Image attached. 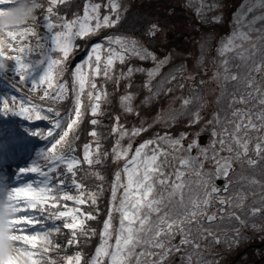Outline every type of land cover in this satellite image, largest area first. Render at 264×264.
<instances>
[{
    "label": "snow or ice",
    "instance_id": "6c2138e0",
    "mask_svg": "<svg viewBox=\"0 0 264 264\" xmlns=\"http://www.w3.org/2000/svg\"><path fill=\"white\" fill-rule=\"evenodd\" d=\"M183 7L197 38L176 48L159 14L127 28L124 0H0V118L47 122L0 180V264H228L264 244V0L223 33L222 0Z\"/></svg>",
    "mask_w": 264,
    "mask_h": 264
},
{
    "label": "rangeland",
    "instance_id": "374dc122",
    "mask_svg": "<svg viewBox=\"0 0 264 264\" xmlns=\"http://www.w3.org/2000/svg\"><path fill=\"white\" fill-rule=\"evenodd\" d=\"M159 1H161L162 4H165V3L171 2L172 0H159ZM16 2H18V0H12L13 4ZM222 2H223V0H222ZM244 2H245V0H241L239 2V4L235 7V9L238 8L239 5L244 3ZM184 3H185V0H183V5H184ZM186 10L189 13H191L188 9H186ZM229 20H230V18H229ZM224 25H225V22L218 26L217 30L220 33H223L225 31ZM230 26H231V21H230ZM195 28H196V24L193 21L192 15L189 19L177 23V26H176V29H174L173 35L175 38H180V39H179V44H178L179 47L176 46V48H183V47L187 46L189 37H191L193 39L197 38V33H196V31H194ZM9 75H11V73H9ZM6 84L8 85V81L5 78L0 77V93L11 91V89L5 88ZM0 123L2 125H8L10 130L13 129L12 125H18L19 127H21V130L19 132H12L14 134V138L11 140L6 135V133L9 131L4 132L5 135H3V140H4L5 144L9 145V147L16 145V144L21 145L19 148L12 150V152L16 151V153H14V157H13V155H12V157L14 159L17 157L18 166H19L18 168L25 167L33 159L34 153L43 146L44 141L41 140L39 137H33L34 140H32V141H28V140L24 139L27 136L22 132V130H24V128L26 126L29 127V125H27L28 123H26L25 120H23L20 117L9 116L6 118H0ZM46 126H47L46 121L39 120V121H33V125L31 127L44 128ZM3 155H4V157H6L8 155V153H6V155L5 154H3ZM10 157H11V154H10ZM6 161H9V158L6 159ZM13 176H14L13 178H16V174ZM9 183L13 184V181L11 180ZM243 246L244 245H242L239 250L243 249ZM239 250H237V251H239ZM236 252H233V255ZM233 255L227 256L226 260L228 261L230 259L229 257H231ZM243 258H245V257H243ZM261 264H264V262Z\"/></svg>",
    "mask_w": 264,
    "mask_h": 264
},
{
    "label": "trees",
    "instance_id": "16d2710c",
    "mask_svg": "<svg viewBox=\"0 0 264 264\" xmlns=\"http://www.w3.org/2000/svg\"><path fill=\"white\" fill-rule=\"evenodd\" d=\"M241 0H223V4L226 6L224 8V17H225V30L230 27V15L235 7L239 4ZM75 2H79V0H75ZM130 6L131 15L129 17V23L126 26L127 28H131L134 20L143 15L148 16L159 14L166 24L165 30L161 33L159 37V43L168 47H179V39L174 37V29H176L177 23L187 20L191 17L192 13H189L183 7V0H172L171 2L165 3L175 7V15L164 18L163 8L160 7L162 5L159 0H124ZM191 26V25H190ZM111 92V89H109ZM112 107L118 108L115 99L112 101ZM104 124L108 123L107 118L103 121ZM82 135H84L82 133ZM105 174L107 175V168L104 169ZM103 208V204L101 205Z\"/></svg>",
    "mask_w": 264,
    "mask_h": 264
},
{
    "label": "flooded vegetation",
    "instance_id": "af4514ba",
    "mask_svg": "<svg viewBox=\"0 0 264 264\" xmlns=\"http://www.w3.org/2000/svg\"><path fill=\"white\" fill-rule=\"evenodd\" d=\"M261 251H264V244L259 239L244 244L243 249L237 251L229 257L228 264H241V259L245 257L248 264H261L264 262V256H261ZM251 259V260H250Z\"/></svg>",
    "mask_w": 264,
    "mask_h": 264
},
{
    "label": "bare ground",
    "instance_id": "6f19581e",
    "mask_svg": "<svg viewBox=\"0 0 264 264\" xmlns=\"http://www.w3.org/2000/svg\"><path fill=\"white\" fill-rule=\"evenodd\" d=\"M12 130H10L9 126H5V125H1L0 124V129L2 130H10L11 133L12 132H19L21 130V127H19L18 125H12ZM22 132L26 135V136H29L27 133L24 132V130H22Z\"/></svg>",
    "mask_w": 264,
    "mask_h": 264
}]
</instances>
